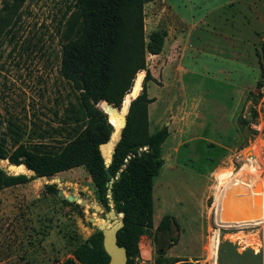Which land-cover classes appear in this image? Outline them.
Returning a JSON list of instances; mask_svg holds the SVG:
<instances>
[{
	"label": "rangeland",
	"instance_id": "obj_1",
	"mask_svg": "<svg viewBox=\"0 0 264 264\" xmlns=\"http://www.w3.org/2000/svg\"><path fill=\"white\" fill-rule=\"evenodd\" d=\"M74 1L18 0L8 13L0 0V17L9 15L0 21V136L7 138L9 148L15 144V132L20 134V142L37 140L40 134L48 142L60 138L54 129L69 102L74 101L69 82L59 72L61 33L75 9ZM151 6L145 3L143 7L146 37L160 25ZM246 12L239 4L210 13L208 21L214 27L194 29L189 35L190 49L184 50L183 58L171 61L173 85L159 94H177L189 102L193 99L194 108L178 115L176 105H171L158 122L154 116L157 107L151 105L150 132L168 122L173 124L161 146L163 164L154 179V226L140 237L135 264H155L156 259L165 257L179 259L173 264H209L205 249L213 224L209 208L219 200L220 213L234 202L235 193L226 197L222 192L232 180L250 190L258 189L255 194L246 190L238 196L259 195L263 213L254 223L221 224L240 228L221 233L217 264H260L254 250L260 240L256 231L262 230L264 237V85L256 86L260 46L249 42L243 48L242 43L230 40L229 44L225 36L235 34L238 41L243 40L250 32L248 24L254 25L247 22ZM253 38L257 43V36ZM147 60L154 78L147 86L150 83L157 93L164 85L160 71L165 60L150 55ZM184 112L189 116L182 124ZM245 156L253 162L246 163ZM8 172L30 175L17 167H9ZM50 183H56L57 188L62 184L64 195L73 190L88 205H64L59 200L64 197L46 193L45 185ZM94 201L93 185L83 167L52 179L37 177L1 189L0 264H62L75 245L97 229L90 218L96 222L105 218L106 210L95 211L90 206ZM165 214L172 215L177 225L167 233L156 232Z\"/></svg>",
	"mask_w": 264,
	"mask_h": 264
},
{
	"label": "trees",
	"instance_id": "obj_2",
	"mask_svg": "<svg viewBox=\"0 0 264 264\" xmlns=\"http://www.w3.org/2000/svg\"><path fill=\"white\" fill-rule=\"evenodd\" d=\"M12 1L4 0L3 7L8 13L18 5V0ZM150 1L153 0H75V9L61 33L59 72L69 82L74 101L69 102L60 125L54 129L60 138L48 142L40 134L37 140L20 142L17 138L20 134L15 132V144L9 148L7 138L0 136L1 164L6 163L8 171L9 167H17L37 173L36 176L23 172L15 174L0 167V190L37 177L52 179L64 171L83 167L102 209L108 211L112 199L113 208L123 213L117 242L126 248L127 264H135L134 259L140 256V237L147 235L154 226V179L163 164L161 146L169 134L167 126L153 132L149 130L148 104L152 99L148 97L147 83L154 78L148 68L147 56L161 52L167 35L165 29H156L145 36L143 7ZM6 16L9 15L1 16L0 21L6 20ZM257 54L260 78L256 86L261 88L264 85V39ZM134 83V90L129 93ZM141 85L140 93L131 101ZM104 99L117 107H121L124 99V112L130 104L127 124L108 165L99 145L108 141L113 132L108 117L116 131L113 138H116L121 122L106 108ZM9 124L13 125L12 122ZM108 190H111L110 194ZM45 191L56 195L57 184H46ZM59 200L69 207H81L65 197H59ZM173 224L177 225L176 219L165 214L155 230L167 233ZM102 238V232L96 229L75 245L62 264H106L109 256L103 248ZM258 258L261 264L260 254ZM178 261L165 257L156 259L155 264Z\"/></svg>",
	"mask_w": 264,
	"mask_h": 264
},
{
	"label": "crops",
	"instance_id": "obj_3",
	"mask_svg": "<svg viewBox=\"0 0 264 264\" xmlns=\"http://www.w3.org/2000/svg\"><path fill=\"white\" fill-rule=\"evenodd\" d=\"M208 1L209 0H153L147 2L152 5L151 7L154 6L151 12L153 15L157 13L155 16L158 17V24L160 23L159 26H155L154 30H156V28L159 29L158 27H160L167 32L161 52L154 55L150 54L152 57L165 60V64L160 71V76L164 85L157 89V93H155L156 90L152 91V87L154 86L150 85V83L147 86L148 97L152 99L148 104L149 120H151V105H156L157 107L154 116L158 118V122L165 114L164 111H166V108L169 109L171 105L172 107L176 105L178 115L181 110L185 111L187 108H194L195 105L193 104V99L189 102L187 98H182L177 94L163 95L159 94V92L162 93L164 90L167 92V88L171 86L172 82L170 81V77H173L171 76L173 74L170 72V66L172 65L171 61L175 62L177 59L181 57L183 58L182 54L184 50L187 48L190 49V33L194 29H198L199 26L205 27L208 25L209 27L212 25V27H214V25L208 21L210 13L223 11L227 6L242 4L244 5V10L249 13V19L245 16L247 22L248 20H251L254 22V25L248 24L250 32L246 33L243 40L239 39L238 41L235 34H225L226 38L229 39L228 43L230 44V40L237 44L242 43L244 48L246 43L253 42L252 46L255 47L257 44L260 46L261 41L264 39V0H214V2L212 0L210 4ZM194 6L198 7V11L193 10ZM222 18L223 17H219L220 20H222ZM255 35L259 39L257 40V43H254L255 39L253 37ZM173 96L174 101L172 100ZM161 107L162 109H160ZM187 116L189 115L188 113L185 114V112L181 116L182 124H185L188 121ZM171 124L173 123L168 122L167 125L165 124L168 130H171ZM180 132H182L181 128ZM247 206L248 208L251 206L253 209V200H249Z\"/></svg>",
	"mask_w": 264,
	"mask_h": 264
},
{
	"label": "water",
	"instance_id": "obj_4",
	"mask_svg": "<svg viewBox=\"0 0 264 264\" xmlns=\"http://www.w3.org/2000/svg\"><path fill=\"white\" fill-rule=\"evenodd\" d=\"M143 80V79H142ZM142 84V82H141ZM134 85L131 87L129 93H132L134 90ZM142 89V85L140 87L139 92H137L134 97L131 98V101L140 93ZM105 103L106 108L112 112V114L114 116H117L120 118V129H118L117 131V135L116 138H113L114 134L116 133L115 131V127L114 124L112 123V121L109 119L108 117V121L113 125V132L110 136V139L104 143H101L99 145V149L101 152L102 157L105 158L106 165H108V162L111 159V154L114 151V147L116 146V144L118 143L121 135H122V131L123 128L126 126L127 124V113H128V109H129V105L126 109V111L124 112L123 110V106H124V99L122 101L121 107H117L114 104L110 103L109 101H107L106 99L103 100ZM104 110L105 113L108 114V112L102 108ZM110 146H112V151H109ZM109 156V160L108 159ZM8 162V160H6ZM2 159L0 158V167L5 171L8 172V167H6L5 165L1 164ZM30 171V170H28ZM30 175L36 176L37 173L35 171H30ZM110 179V182L113 181V178L111 176V173L108 172ZM45 178H47L46 176H44ZM57 181H60V178L57 177L56 178ZM108 193H111V190H108ZM58 194L62 197H65L68 201H74L78 204H82V205H86L87 202L84 201L81 197L74 195L73 190L70 191V193H68L67 195H64L63 192V185L60 184L59 188H58ZM111 203V208L104 212V219L101 222H96V218L91 217L90 220L95 222L96 228L98 230H100L102 232V243H103V248L105 250V252L107 253V255L109 256V260L106 264H127V252H126V248L124 246H121L118 244L117 242V231L123 226V213L122 212H117L114 208H113V200H110ZM91 207L94 208L95 211H100L102 210L101 205L99 204L98 201H94L89 203Z\"/></svg>",
	"mask_w": 264,
	"mask_h": 264
},
{
	"label": "bare ground",
	"instance_id": "obj_5",
	"mask_svg": "<svg viewBox=\"0 0 264 264\" xmlns=\"http://www.w3.org/2000/svg\"><path fill=\"white\" fill-rule=\"evenodd\" d=\"M246 153V152H245ZM249 162L252 163L253 160L251 158H248L246 160V163ZM243 178V176H242ZM260 187V186H259ZM226 190H223L222 192L226 197H228V194L235 193L236 198L234 199V202L226 209H223L220 213V203L219 200L216 201L217 206V222L219 225L221 224H236V225H244V224H250L257 222L261 220L262 218V206L261 205V197L259 195H251L245 198H240L238 195H242L244 191H248L251 194L253 192L254 194L258 192V189L255 191L250 190L249 188H246L244 185H242L240 182L230 181L227 184ZM260 189V188H259ZM249 200H253V209L250 206L248 208L247 203ZM88 205V203L86 204ZM249 209V210H248ZM234 215V217H233ZM254 221V222H253ZM235 229H239L240 227H232Z\"/></svg>",
	"mask_w": 264,
	"mask_h": 264
},
{
	"label": "built area",
	"instance_id": "obj_6",
	"mask_svg": "<svg viewBox=\"0 0 264 264\" xmlns=\"http://www.w3.org/2000/svg\"><path fill=\"white\" fill-rule=\"evenodd\" d=\"M248 158L250 157L249 156L244 157L245 160H247ZM209 209H210V214L212 215V218H213V224L211 226L212 230H210L209 235H207V242L205 243V249H207L209 252V258H208V260L210 261L209 264H217V250L220 244L221 233L225 230L231 231L235 229H233L232 227L221 226L218 224L217 219H216L217 218V206L215 205V203H213ZM245 227H248V226H245ZM256 232H257L256 237L259 236L260 240L257 243V246L254 248V250L256 253L260 254L261 264H264V245H263L264 237H263L262 230L256 231ZM256 232L254 233V235L256 234Z\"/></svg>",
	"mask_w": 264,
	"mask_h": 264
}]
</instances>
